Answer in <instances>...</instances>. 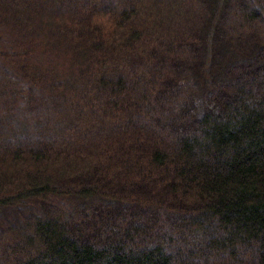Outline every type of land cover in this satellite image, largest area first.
<instances>
[{
  "label": "trees",
  "instance_id": "16d2710c",
  "mask_svg": "<svg viewBox=\"0 0 264 264\" xmlns=\"http://www.w3.org/2000/svg\"><path fill=\"white\" fill-rule=\"evenodd\" d=\"M0 264H264V0H0Z\"/></svg>",
  "mask_w": 264,
  "mask_h": 264
}]
</instances>
